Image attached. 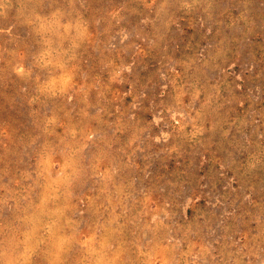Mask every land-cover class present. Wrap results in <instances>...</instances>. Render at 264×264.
<instances>
[{"label":"rangeland","instance_id":"1","mask_svg":"<svg viewBox=\"0 0 264 264\" xmlns=\"http://www.w3.org/2000/svg\"><path fill=\"white\" fill-rule=\"evenodd\" d=\"M0 264H264V0H0Z\"/></svg>","mask_w":264,"mask_h":264}]
</instances>
